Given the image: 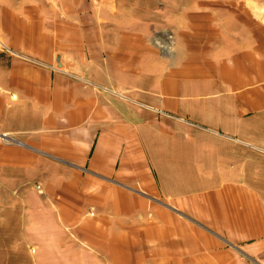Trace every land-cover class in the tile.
<instances>
[{
    "label": "crops",
    "instance_id": "0c3cea01",
    "mask_svg": "<svg viewBox=\"0 0 264 264\" xmlns=\"http://www.w3.org/2000/svg\"><path fill=\"white\" fill-rule=\"evenodd\" d=\"M152 3L0 0V186L59 188L61 264H264L258 71L180 67Z\"/></svg>",
    "mask_w": 264,
    "mask_h": 264
},
{
    "label": "rangeland",
    "instance_id": "374dc122",
    "mask_svg": "<svg viewBox=\"0 0 264 264\" xmlns=\"http://www.w3.org/2000/svg\"><path fill=\"white\" fill-rule=\"evenodd\" d=\"M152 2V9L148 11L153 22L152 40L164 56L176 60L180 67L192 70L200 67L204 75L219 70L228 76L240 69L244 72L258 71L251 85L252 79L243 76L242 81H249L235 92L240 90L244 93V103L255 98L254 94L246 92L252 90L258 97L262 95L264 0ZM0 63H5L1 51ZM226 87L234 86L229 83ZM226 95L233 96L229 91ZM2 143L13 142L0 137ZM240 144L249 154L260 152L250 148V143L244 140ZM259 156L264 163V153L260 152ZM51 171L54 174V170ZM16 175L14 179L7 178L10 184L0 186V264H61L60 260L76 256L73 239L60 229L58 216L52 211L53 204L46 196L59 191V188L51 183L41 195L38 191L40 180L18 185L15 183ZM20 179H26V176H20Z\"/></svg>",
    "mask_w": 264,
    "mask_h": 264
},
{
    "label": "water",
    "instance_id": "95a60500",
    "mask_svg": "<svg viewBox=\"0 0 264 264\" xmlns=\"http://www.w3.org/2000/svg\"><path fill=\"white\" fill-rule=\"evenodd\" d=\"M0 137L3 138V139H8L6 135H1L0 134Z\"/></svg>",
    "mask_w": 264,
    "mask_h": 264
},
{
    "label": "bare ground",
    "instance_id": "6f19581e",
    "mask_svg": "<svg viewBox=\"0 0 264 264\" xmlns=\"http://www.w3.org/2000/svg\"><path fill=\"white\" fill-rule=\"evenodd\" d=\"M262 13H263V12H260L261 15H262ZM261 15H260V16H261ZM8 139H9V138H8ZM9 140H10V139H9Z\"/></svg>",
    "mask_w": 264,
    "mask_h": 264
},
{
    "label": "built area",
    "instance_id": "2783aa9c",
    "mask_svg": "<svg viewBox=\"0 0 264 264\" xmlns=\"http://www.w3.org/2000/svg\"><path fill=\"white\" fill-rule=\"evenodd\" d=\"M38 187H40V186H38ZM39 190H40V188H38Z\"/></svg>",
    "mask_w": 264,
    "mask_h": 264
}]
</instances>
